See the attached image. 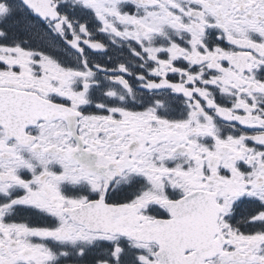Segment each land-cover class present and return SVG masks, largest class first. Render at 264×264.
<instances>
[{
  "label": "snow or ice",
  "instance_id": "snow-or-ice-1",
  "mask_svg": "<svg viewBox=\"0 0 264 264\" xmlns=\"http://www.w3.org/2000/svg\"><path fill=\"white\" fill-rule=\"evenodd\" d=\"M0 264H264V0H0Z\"/></svg>",
  "mask_w": 264,
  "mask_h": 264
}]
</instances>
